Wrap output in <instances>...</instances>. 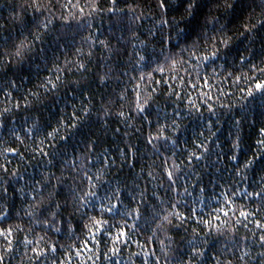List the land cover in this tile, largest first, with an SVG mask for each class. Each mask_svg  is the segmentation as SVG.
Wrapping results in <instances>:
<instances>
[{
	"label": "trees",
	"instance_id": "obj_1",
	"mask_svg": "<svg viewBox=\"0 0 264 264\" xmlns=\"http://www.w3.org/2000/svg\"><path fill=\"white\" fill-rule=\"evenodd\" d=\"M23 3L25 0H0V26H2L0 27V40L9 35H15V26L11 16L13 9L18 13L20 5ZM39 3L44 9V15L39 16V19L43 20L45 17H49L53 20L52 25H50L52 31L46 37L49 48L50 63L48 67L50 71L55 73V66L51 61H56L63 67L66 58L73 61L80 59L81 62L87 64L88 72L83 76L80 73L69 74L67 79L84 80L86 87L83 90L84 97L79 94L65 96L62 88L55 102L51 96L48 97L44 100V105L39 111L15 109L13 106L17 101L23 105L24 101L20 97L26 95V90H35L34 86L39 83L37 71L34 67L31 72L26 71L19 74L29 77V79L24 80L23 85L19 88H5L10 80H17L18 82V76L14 75L12 71L5 75L4 66L0 64V89H4V91H0V112H3L5 107L12 108L11 112L0 116V165H4L8 169L7 173L0 169V187H8L7 197L0 199V229H8L9 227L15 229L17 225L22 229L14 231L8 238L12 242L9 252L4 251L8 247L7 241L3 236H0V253L4 254V264H36L35 253L31 249L37 245L34 243L26 247L24 241L25 237L35 241L41 236L45 238L46 243L40 244L39 247L45 248L46 255L40 258L39 264H64L69 256H71L70 264H81V260L84 261V264H93L91 260H87V256L90 254L87 248H92L93 251H96V248L93 247V243L89 239V231L84 229L83 224L80 223L79 214L69 218L68 214L64 213L65 223H57L51 227L42 223H34L25 215L31 200L29 193L32 181L40 179L42 175L52 174L59 177L63 173L65 186L58 198L63 201L65 196L69 195L68 185L72 181L61 160L71 161L74 156L83 158L86 154L92 164L95 165V167L90 165L91 173L96 175L99 170L103 187H116L119 184L123 188L127 182L130 190L132 185L138 182L140 190L147 189L145 198L149 205V212L153 205H156L157 211L163 208L168 211H178L185 215H191V209L194 207L197 212V219H212L215 215H220L221 219H224L222 213L216 210L222 207L227 210L228 206L223 203L224 194L227 193L231 197L233 202L231 206L236 210L230 212V216L233 221L236 219L241 221V224L235 225V239L231 235L219 236L212 230L207 236L208 243H204L205 233L209 232L208 228L203 225L197 227L195 220H189L183 224L173 220V226L169 228L166 235L173 238L172 247L179 251L170 253L167 264H180L181 260H187L188 242L192 239L193 228H197L200 233L198 244L205 255L199 259L203 260L205 264H215L214 257L225 246L229 251L225 253L223 259L231 260L232 264H264V256H261V253H264V248H261L258 242L259 236L264 233L256 228L257 221L264 223V207L256 213L257 207L261 205L260 200L246 195L247 192L259 191L260 188H264V183L261 182V177L264 176V171H261V168L264 167V163L258 160L252 168L244 173L246 179H242L235 176L233 171L237 162L228 159L232 155L231 143L237 133L243 142V152L237 153L241 161L245 159V154L247 158H251L257 150L256 140L260 138L259 129L264 127V98L259 93L255 94V99L246 96V90L253 87V83L241 81L238 87L233 81L241 72L249 75L258 74L249 72L248 66L241 65L239 61L233 64L231 58L229 63L225 65L222 58L217 60L214 65L209 64L206 70L201 71V75H205L206 72L208 76H211L210 87H205L204 82L196 79L195 74L188 79L187 83L179 79L168 80V74L164 76V79L168 81L167 84L149 83L147 75L143 81H140L139 77L142 72L147 74L155 67L154 63L150 67H144L145 61H141L137 65L138 56L135 53L145 54V46L140 41L144 39L143 34L152 27L153 18L158 16L156 0H118L115 7L124 9V13L107 11L113 7L112 0H71L73 5L78 4L80 8H83L82 14L79 8H62L61 6L66 5L68 0H39ZM260 3L261 0H256V4ZM92 5H96L99 11L89 15ZM129 8H135L136 15L143 13V18L133 23L131 14H125L128 13ZM258 13L259 9L254 14L253 22L259 18ZM33 14L31 7L26 9L25 15L28 19H31ZM248 14L249 12L246 10L239 20L229 26L231 30L228 34L232 35L234 40L238 35L235 28L246 21ZM169 15L171 16L173 13H169ZM66 21L72 25V28L67 30L65 41L67 47L57 49L53 40L65 31L63 25ZM133 32L137 34L138 38H133ZM73 36L75 37L74 43L71 39ZM85 37H88L89 40L83 42V56L78 57L76 48L81 47ZM100 41H105L112 52L105 49L99 43ZM91 42H94L91 48L93 55L89 58L87 52ZM239 47L242 51L243 45ZM250 47L256 53L255 56L250 57L253 63L264 67L259 55L261 47L259 41L255 46ZM0 51H5V49H0ZM152 51V45H148V53L151 54ZM222 65L224 66L222 67ZM109 68L112 69L109 73L111 79L98 87L97 77L104 75ZM213 69H215V75L212 74ZM73 71L75 70L73 69ZM122 72L123 75H121ZM229 73H234V75L229 76ZM180 74L183 76L184 72L181 71ZM38 75L40 78H44L49 75V72L44 71L43 65H41ZM153 77L159 81L161 74L153 73ZM138 83L141 85L144 95L150 93L152 89H156L155 93H152L153 98L150 101L151 108L149 111L153 113L152 116H148L146 113L138 114L134 110L136 93L133 89ZM173 88L182 97L179 101H177L176 95L168 96V92L172 91ZM124 89H127V99L123 102V110L131 117L128 120H122L116 115L121 110L119 104L109 106L104 103L109 99L115 100ZM6 92H11L12 95L6 96ZM89 92L92 93L91 102L83 106L89 108L90 115H85L82 109V100L88 99ZM203 93H209L212 99L206 103V97L202 96ZM193 102L195 107L192 106ZM209 103L213 106L212 112L208 111L207 105ZM102 105L110 107L112 113L110 116L103 117ZM74 108L80 116L77 129L70 127V124L75 122L71 121ZM130 108L131 111H129ZM157 111L160 112L161 117L164 115L169 117L167 123L170 127L165 132L169 139L166 144L164 140L156 141V148H153L152 145L147 144V139L150 133L153 136L157 135L156 129L159 126L155 122ZM174 112L179 113V115L174 116ZM242 117L245 119L237 128L234 121ZM172 118L176 120L178 127H171ZM34 120L42 121L44 126L51 124V127L46 129L47 131L57 128L58 122L69 123L67 129L61 127L59 132L60 137L69 136L66 156L59 154L53 163L49 164L50 157L41 156L38 151H34L39 147L51 151L47 147L48 141L44 145L39 143L43 139V132L35 137L26 135L25 130L31 127ZM150 120L152 123H149ZM163 123L165 121L161 119L160 124ZM13 131L21 137V140L15 139ZM213 133L215 135H212ZM89 141L96 145L90 154L87 153L86 149V144ZM172 141L177 142L173 144ZM52 142H59L60 146L63 147V142L59 141V137ZM202 143L211 146V152L204 153L203 159L196 160L193 158L189 163L188 156L190 153L195 152L196 155L203 153L202 148L196 147ZM8 149H16V151H8ZM121 149L128 153L126 161L120 155ZM156 149H159V152ZM133 152H135L134 156ZM216 153L220 154V158L217 157ZM106 158L109 161L115 160V163H110L106 168L103 163ZM165 160L167 161L166 165ZM173 161L180 165L181 170L177 173L176 185L170 189L164 168H171ZM149 171L154 172L155 179L148 176ZM13 172L17 173L16 177L12 176ZM161 183L163 187L160 186ZM26 184L29 187H26ZM52 184H55V180ZM20 188L25 189L23 194L18 191ZM185 188L187 192H185ZM201 188L204 191H201ZM50 190L51 186L45 194L47 195V191ZM153 192L165 201L163 205H160L153 197ZM233 192L236 194L233 195ZM174 202L178 204L176 209L170 207V204ZM127 207H135V203L129 204V201L125 200L120 211L123 212ZM141 208L143 209V205ZM240 211L253 212L255 217H249L248 220H245L240 217ZM89 214L98 215L91 210H89ZM104 218L108 219V214H105ZM145 218L150 219V216L146 214ZM122 222L121 216H116L110 221L111 224L117 226L121 225ZM69 223L73 228L71 238L67 233ZM129 223L132 221L129 220ZM212 223L215 225L218 222L213 219ZM140 224L144 226V221L141 220ZM245 224L247 227L244 226ZM55 227H60L62 231H55ZM153 228H155V224H150L144 232L130 234V238L119 245L120 252L116 256H112L110 252L113 244L105 232V243L98 246L97 255L106 253L112 258L105 260L101 256L100 259L95 260V264H115L116 261L119 264H142L146 250L155 252L160 257V264H165V257L160 250V241L164 240L165 244H168V241L163 232L158 233L154 241H149L148 238L152 235ZM201 228L203 231H200ZM116 232L117 227H112V235H115ZM86 240H88L87 248L84 247ZM53 244L57 248L55 253L50 251V246ZM77 251L82 253L80 257L76 256ZM243 253H248V255L244 260L238 259Z\"/></svg>",
	"mask_w": 264,
	"mask_h": 264
},
{
	"label": "snow or ice",
	"instance_id": "obj_2",
	"mask_svg": "<svg viewBox=\"0 0 264 264\" xmlns=\"http://www.w3.org/2000/svg\"><path fill=\"white\" fill-rule=\"evenodd\" d=\"M118 0H112L113 7L107 9V11L121 12L124 13V9H118L115 7ZM31 7L33 9V16L28 19L25 15L26 9ZM63 7L79 8L81 14L83 13V8H80L78 4L73 5L71 0H68L66 5ZM156 8L158 10V16L153 18L152 27L148 29L147 33L143 34L144 39L140 41L144 45V55H140L136 52L135 55L138 56L137 65L141 61H145L144 67H150L151 64H155L151 72L147 74L141 73L139 80L143 81L145 75H147L149 83L154 84H167L168 81L164 79L165 74H168V80L179 79L184 83L188 82V79L195 74L196 79L204 82L205 87L211 86V76L201 75L202 70H206L209 64H215L217 60L223 58L224 64L229 63L231 58L232 63L235 64L237 61L241 65H247L249 72L257 73L258 75H249L248 73L241 72L239 76L235 77L233 81L238 87L241 81L246 83H253L254 86L246 90V96L255 99V94L259 93L262 98H264V67L253 63L250 57L256 55L253 48L250 46H255L259 41L261 45L259 50V55L261 57V64H264V0H261L260 4H256V0H156ZM259 9V18L255 19L253 22L254 14L256 10ZM249 14L245 22H243L239 27L235 28L238 35L235 40L232 35H229L230 25H233L235 21L239 20L245 11ZM99 11L96 5H92L89 15L93 12ZM135 8H129L127 14H131L132 22L135 23L143 18V13L136 15ZM173 13V15H169ZM44 15V9L42 8L39 0H25V3L20 5V11L17 13L13 9V15L11 20L15 26V35H9L6 38L0 40V49H5V51H0V64L4 66V74L7 75L9 71H12L14 75L18 76L17 80H10L5 85V88H19L23 85L25 79H29L28 76L19 75L24 72H31L35 67L37 71V78L39 83L34 86L35 90H26V95H21L20 99L24 101L23 105L19 101L13 106L15 109H23L25 111H39L44 105V100L48 97H52L55 102L61 89L64 90V95L68 96L71 94L75 96L79 94L84 97V88L86 87V82L84 80H68L67 76L69 74L80 73L83 74L88 72V66L86 63L81 62L80 59L69 60L65 59L64 66L61 67L56 61H51L55 66V73H52L48 67L49 58L46 37L52 31L50 25H52L53 20L49 17H45L43 20L39 19V16ZM71 15V14H70ZM74 18V17H73ZM2 27V26H0ZM65 31L57 35L53 43L56 48L67 47L66 37L67 30L72 28L69 22H65L63 25ZM133 38H138L137 34L133 32ZM73 43L75 42V37L72 38ZM89 38L85 37L82 40L81 47L76 48V54L78 57L83 56V42H88ZM238 42V43H237ZM92 43H89V51L87 52V57H92L93 53L91 51ZM105 49L112 52V49L105 41L99 42ZM148 45H152L153 51L151 54L148 53ZM235 45V47H234ZM240 45H243V50L241 51ZM158 46V50H157ZM133 47H135L133 45ZM247 54V55H245ZM41 65H43V70L49 72V75L40 78L38 73L41 70ZM224 65H222L223 67ZM73 69L75 71H73ZM112 71L111 68L102 76L97 77L99 87L103 85L105 81L110 80L111 76L109 73ZM181 71L184 75L181 76ZM153 73H160L161 79L156 81L153 77ZM124 73L122 72L121 75ZM213 75H215V69H213ZM234 75V73H229V76ZM119 79V77H117ZM133 79H135L133 77ZM4 91V89H0ZM133 91H135V107L134 110L138 114H147L152 116L153 113L149 111L151 108L150 101L155 93L156 89H152L150 93L144 95L141 85L138 83ZM242 91H244L242 89ZM6 96L10 97L11 92H6ZM177 96V101L182 99V97L175 92L173 88L172 91L168 92V96ZM203 97H206L207 101L212 99L209 93H203ZM43 97V99H42ZM92 93H88V99L82 100V109L85 115H90V110L86 106H83L91 102ZM127 99V89L122 90L116 97L115 100L109 99L105 101V105L119 104L121 110L116 113L118 117L122 120H128L131 117L128 116L123 110V102ZM195 107V103L192 104ZM208 111H213V106L209 103ZM74 107V106H73ZM132 109L130 108L129 111ZM12 108L5 107L3 112H0V116L4 113L11 112ZM101 112L103 117L110 116V107L102 105ZM179 115V113L174 112V116ZM163 119L165 123L160 124V120ZM169 117L164 115L161 117L160 112L155 113V122L159 125L156 129L157 135L153 136L151 133L147 139V144L152 145L156 148V141L164 140L165 144L168 142V137L165 132L170 127L167 123ZM245 117L235 120L234 124L237 128L243 123ZM71 121H75L70 124L71 129H77L80 116L75 110L72 113ZM149 123H152L150 120ZM59 126L52 129V131H47L46 129L51 127V124L44 126V123L40 120H34L31 127L25 130L26 135L32 137L37 136V134L43 132V139L39 141L40 145H44L48 141L47 147L51 151H46L44 147H39L34 149L38 151L41 156L50 157L48 163L52 164L56 159L57 155L62 154L67 155L68 151V140L69 136L65 135L60 137V128L64 127L67 129L69 127L68 122H58ZM171 127L176 128V120L172 118ZM119 131V129H117ZM139 131V130H138ZM13 135L16 140H21L19 135H16L13 131ZM212 135H215L213 133ZM260 138L256 140L257 150L251 156L247 158L245 154V159L241 161L238 152H243L242 140L239 134L235 135V139L231 143L232 155L228 159L236 161L234 166L235 176H239L242 179H246L244 173L252 168V166L259 160L264 163V127L259 129ZM59 137V141L63 142V147L60 143H53ZM23 142V141H21ZM177 141H172L175 144ZM95 143L89 141L86 144L87 153H91L95 149ZM163 147V146H162ZM197 148H202L203 153L201 155H196L195 152L190 153L188 156V161L191 163L192 159L200 160L204 158V153L211 152V146L207 144H198ZM8 151H16V149H8ZM107 151V150H105ZM159 152V149H156ZM120 155L123 160L128 159V153L121 149ZM135 152H133V156ZM217 157L220 158V154L216 153ZM64 168L69 172V178L72 183L68 185V196H65L63 201L58 198L61 196V190L64 188L65 177L63 173L61 176L57 177L52 174L42 175L40 179L33 180L30 185V203L27 206L25 215L29 217L34 223H42L46 226H55L57 223H65L64 213L68 214L69 218L75 217L79 214L80 223L83 224V228L89 231V239L93 243L92 248H87L88 240L85 241L84 247L87 248L88 253L87 260H91L95 264V260H98L103 256L105 260H111V256L106 253L99 252V245L105 243V232H107V238L111 240L113 247L110 249L112 256L118 255L120 252L119 245L122 242L127 241L130 238V234H135L138 232H144L150 224H155V228L152 229V235L148 238L149 241H154L158 233H165V238L168 244H165L164 240L160 241L161 254L165 257V264L168 262V258L171 252L179 251L174 249L172 244L174 240L172 237L167 236V232L170 227L173 226V220L178 221L180 224L186 223L189 220H195L197 227L203 225L205 228L209 229L208 233H205L204 243H208L207 236L214 230L219 236L231 235L235 239V225L241 224L239 219L233 221L230 216V212H234L236 209L231 205V197L224 194V204L228 206L227 210L225 208L217 209L216 211L222 213L224 219H221L220 215H215L212 219H197L196 209L193 207L191 209V215H185L178 211H168L167 209L156 210V205H153L151 211L149 212V205L145 198V192L147 189L140 190L139 183L136 182L132 187L128 188L127 182L123 188L119 186L116 187H103L102 176L98 170L96 175L91 173V167H95L92 161L88 158V155H84L83 158L80 156H74L71 161L61 160ZM104 165L107 168L108 165L114 164L115 160L109 161L107 158L104 160ZM165 165L167 161H164ZM91 165V167H90ZM5 173L8 169L4 165H0ZM180 165L173 161L171 168L165 167L164 173L169 182V188L172 189L177 183V173L180 171ZM264 171V167L261 168ZM13 177L17 176L16 172L12 173ZM148 176L155 179L153 171L148 172ZM23 179V177H20ZM55 180V184L52 182ZM261 182L264 183V176L261 177ZM8 183V182H6ZM51 186V190L47 191ZM163 187V184L160 185ZM26 187H29L26 184ZM103 187V195L101 190ZM21 194L24 193L25 189L20 188L18 190ZM201 191H204L201 188ZM185 192L187 189L185 188ZM8 187H0V199L7 197ZM236 193L233 192V195ZM248 197L258 198L261 205L257 207L256 213L260 212L262 207H264V188H260L259 191L247 192ZM139 196V199H137ZM153 197L163 205L165 201L155 192H153ZM115 200V202H113ZM129 201V204L135 203V207H127L123 212L120 211L121 207L124 205V201ZM143 205V209L141 208ZM170 207L176 209L178 207L177 203H171ZM91 210L96 214H89ZM163 213V214H162ZM105 214H108V219H105ZM146 214L150 216V219L145 218ZM240 217L248 220L249 217H255L253 212L240 211ZM116 216L122 217V224L117 226L110 223L112 219ZM43 218V219H41ZM59 218V219H58ZM217 221L213 225L212 220ZM129 220L132 223H129ZM144 221V226H141L140 221ZM86 221V222H85ZM107 226V227H106ZM247 227V224L244 225ZM117 227V232L112 235L111 228ZM256 228L260 229L264 233V223L257 221ZM22 230L20 226L17 225L14 228L9 227L8 229H0V236H3L7 241L8 247L4 249L5 252L11 251V240L8 238L13 234L14 231ZM55 231L60 232L62 229L60 227H55ZM203 231V228L200 229ZM67 233L69 237L73 235L72 225L69 223L67 228ZM200 239V233L197 228L192 229V239L188 242L189 249L187 251V260H181L180 264H205L200 257L205 255V252L198 244ZM259 246L264 248V234L259 236ZM25 246L28 247L32 244H36L37 247H33L31 251L35 253L36 264H39L40 258L46 255L45 248L39 247L40 244L46 243L43 236L38 237L35 241L27 239L25 237ZM143 247V246H141ZM50 251L55 253L57 251L56 246L53 244L50 246ZM229 249L225 246L221 252L218 253L215 259V264H232L231 260L223 259L225 253ZM82 253L80 251L76 252V256L80 257ZM183 255V253H182ZM248 253H243L238 259L244 260ZM264 256V253H261ZM71 256L68 257L64 264H70ZM0 264H4V254L0 253ZM81 264L84 261L81 260ZM115 264H119L118 261ZM142 264H160V257L156 255L155 252L146 250L144 251V258Z\"/></svg>",
	"mask_w": 264,
	"mask_h": 264
}]
</instances>
